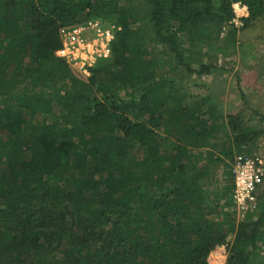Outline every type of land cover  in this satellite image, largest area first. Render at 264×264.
<instances>
[{"label":"trees","instance_id":"trees-1","mask_svg":"<svg viewBox=\"0 0 264 264\" xmlns=\"http://www.w3.org/2000/svg\"><path fill=\"white\" fill-rule=\"evenodd\" d=\"M235 3L264 17V0H0V264H210L218 245L264 264V188L238 221L232 175L264 113L225 117L174 73L255 59L226 31ZM94 19L117 30L86 76L57 52Z\"/></svg>","mask_w":264,"mask_h":264},{"label":"rangeland","instance_id":"rangeland-1","mask_svg":"<svg viewBox=\"0 0 264 264\" xmlns=\"http://www.w3.org/2000/svg\"><path fill=\"white\" fill-rule=\"evenodd\" d=\"M120 1L123 3L124 0ZM233 9L234 18L239 23H230L226 31L234 26L240 41L252 42L255 45V59L244 63L239 55L220 56L217 61L220 68L213 69L211 74H187L183 68L174 73L179 79L183 77L181 85L187 91L208 98L206 103L214 104L219 111H223L225 117L240 113L247 124L257 126V113H264V17L246 24L245 19L249 17L247 7L235 3ZM161 57L166 58L164 55ZM257 146L255 152H264V136L258 140ZM237 214L238 221H241L242 213ZM232 238L233 235L228 239ZM227 258V246L218 245L210 253L208 261L210 264H226Z\"/></svg>","mask_w":264,"mask_h":264},{"label":"built area","instance_id":"built-area-1","mask_svg":"<svg viewBox=\"0 0 264 264\" xmlns=\"http://www.w3.org/2000/svg\"><path fill=\"white\" fill-rule=\"evenodd\" d=\"M246 7V6H245ZM234 18L232 25H238ZM116 25H109L100 19L70 29H62V46L57 54L76 70L91 75L98 61L111 56ZM233 203L237 213L255 206L264 185V152L252 156L236 155L233 166Z\"/></svg>","mask_w":264,"mask_h":264}]
</instances>
